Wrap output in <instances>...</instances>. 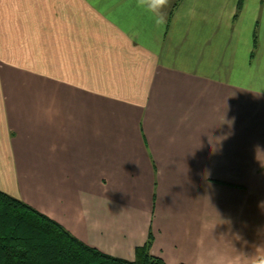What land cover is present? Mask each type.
<instances>
[{
	"label": "crops",
	"instance_id": "1",
	"mask_svg": "<svg viewBox=\"0 0 264 264\" xmlns=\"http://www.w3.org/2000/svg\"><path fill=\"white\" fill-rule=\"evenodd\" d=\"M0 0V190L85 244L264 264V0Z\"/></svg>",
	"mask_w": 264,
	"mask_h": 264
},
{
	"label": "trees",
	"instance_id": "2",
	"mask_svg": "<svg viewBox=\"0 0 264 264\" xmlns=\"http://www.w3.org/2000/svg\"><path fill=\"white\" fill-rule=\"evenodd\" d=\"M152 236L133 260L85 244L64 226L0 190V264H165L151 254Z\"/></svg>",
	"mask_w": 264,
	"mask_h": 264
},
{
	"label": "clouds",
	"instance_id": "3",
	"mask_svg": "<svg viewBox=\"0 0 264 264\" xmlns=\"http://www.w3.org/2000/svg\"><path fill=\"white\" fill-rule=\"evenodd\" d=\"M166 2V0H156L155 6L158 7L159 5H162Z\"/></svg>",
	"mask_w": 264,
	"mask_h": 264
}]
</instances>
